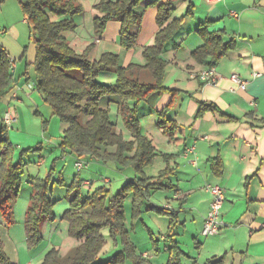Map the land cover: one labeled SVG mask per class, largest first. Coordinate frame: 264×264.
Masks as SVG:
<instances>
[{"label": "crops", "instance_id": "1", "mask_svg": "<svg viewBox=\"0 0 264 264\" xmlns=\"http://www.w3.org/2000/svg\"><path fill=\"white\" fill-rule=\"evenodd\" d=\"M5 1L0 13L6 12L7 3L10 9L14 7L13 3ZM74 1L81 6L79 0ZM153 1L156 0H142L138 7L139 12H143L140 26L131 28L137 39L146 38L149 44L138 45L137 41L134 48H121L118 54L125 50L130 53L136 46V50L143 52L156 39L160 29L157 8L148 7ZM166 1L174 3L172 20L179 19L182 23L162 55L166 63L162 80L164 91L151 95L145 107L140 105L139 120L142 134L152 140L157 150V157L149 166L157 160L160 163L159 171L150 173L151 176L144 171L145 177L156 182L166 170L168 175L161 181L166 188L150 192L139 218L132 225L134 231L148 232L150 240L143 244L147 250L141 252L142 245L141 250L140 245H133L137 254L151 264H168V234L172 231L177 235L175 243L182 253L181 264H212L221 258L224 264H264V0H162ZM189 9L191 13L187 16ZM152 19L154 25L150 30ZM3 25L6 28L0 27V36L11 34L22 49L29 37L26 18L3 22ZM203 28L209 33H224L223 42L231 44L228 55L215 63L211 60L197 63L192 57L204 45L198 33ZM73 34L68 33L66 37L69 39ZM4 45L11 51L9 44ZM1 52L10 55L0 46ZM9 59L14 90L0 103L5 101V114L8 110L11 112V122L6 126L11 141L23 149L32 138L51 139L59 133L60 147L64 127L57 125L59 120L53 117L52 110L36 90V74L33 79L32 68H27V64L33 62H28L25 56L23 60ZM129 65L143 67L146 60L143 65ZM211 67L219 77L216 85H206L193 77ZM255 74L260 76L255 77ZM232 75L245 80L247 90L238 89L230 80ZM137 76L143 84H155L146 69ZM201 106L211 109L198 115ZM142 110L150 114L142 117ZM164 111L168 133L157 125L158 115ZM150 117L153 123L147 126L145 122ZM31 118L39 119L40 124H33ZM17 135L24 139H17ZM192 147L196 149L195 154L185 158L184 153ZM28 148L26 150H31ZM62 153L69 152L62 150ZM195 158L196 166L189 163ZM137 178L139 175L134 180ZM209 186L222 188L225 199L220 211V233L204 237L202 231L212 200L207 191ZM152 196L157 197L156 206L150 207L148 201ZM158 209L171 213L181 231L175 226L171 230L170 217L157 212ZM151 225L160 233L155 235Z\"/></svg>", "mask_w": 264, "mask_h": 264}, {"label": "trees", "instance_id": "2", "mask_svg": "<svg viewBox=\"0 0 264 264\" xmlns=\"http://www.w3.org/2000/svg\"><path fill=\"white\" fill-rule=\"evenodd\" d=\"M5 0H0V6ZM24 18L32 30L36 49L33 66L36 74L35 86L46 105L64 127L61 139L63 152H69L78 159L101 163H116L123 169H132L139 178L129 181L120 192L108 202L107 192L99 190L93 196H85L82 182L78 176L68 187L71 211L65 219L70 225V234L78 243L72 256L63 257L60 251L53 250L46 255L42 264H151L149 260L137 254L126 228L125 201L133 196L132 219L137 220L146 204L150 192L163 188L161 181L168 175L166 170L156 182L147 179L144 169L157 157L152 140L141 132L140 105L155 94L164 91L162 80L166 63L162 55L166 44L179 30L182 20L173 19L174 3L156 0L148 7L157 8V23L160 27L156 44L144 51L146 65L119 66L118 57L105 54L101 60L91 61L88 48L84 54H78L66 37L78 27L76 18L82 15V9L74 0H17ZM185 1V0H183ZM142 0H101L96 9L102 14L97 18L96 31L102 34L107 23L117 20L121 23L122 46L132 49L136 45L137 35L131 28L139 27L143 12L138 7ZM188 10L187 16L190 15ZM172 20V21H171ZM211 23H208L210 25ZM198 33L204 45L192 54L197 63L219 61L231 51V44L223 42L224 33H209L206 28ZM23 60V59H22ZM210 63V64H211ZM12 65L5 52L0 53V102L14 90ZM146 69L155 80V84L140 82L138 72ZM113 72L116 82L113 85L102 84L100 75ZM28 76V73H27ZM29 77V76H28ZM105 103V106H102ZM115 105L122 117L126 135L116 131V125L110 120L111 106ZM201 106L198 115L210 110ZM165 111L158 115V127L168 133ZM42 149L38 147L35 150ZM30 150H24L20 162L14 164L13 149L9 142L8 130L3 120L0 128V211L10 215L11 208L21 183L23 159ZM54 170V169H53ZM34 193L26 220V235L31 246L42 240L41 227L45 222L53 221V203L49 199L50 183L39 178L33 183ZM166 188V187H164ZM157 212L170 217L171 230L177 222L171 213L158 209ZM110 228L114 238H120L124 250L106 262L96 263V258L104 245L101 230ZM177 235L168 234L170 260L168 264H181V251L175 243ZM0 261L2 248L0 245ZM212 264H224V258Z\"/></svg>", "mask_w": 264, "mask_h": 264}, {"label": "rangeland", "instance_id": "3", "mask_svg": "<svg viewBox=\"0 0 264 264\" xmlns=\"http://www.w3.org/2000/svg\"><path fill=\"white\" fill-rule=\"evenodd\" d=\"M7 1L13 3L14 7L12 6L10 9L7 3V6H5L6 12L0 13V27L3 28L2 30L6 28V26L3 25V22H14L15 20L19 19L24 20V14L18 1ZM79 1L81 2L80 7L82 9V15L76 18L78 27L76 32H74L75 34L69 37L70 44L76 53L81 55L84 54L88 48H91L89 58L92 61L101 60L105 54H113L118 57L119 66L127 67L130 63L140 65L145 64V60L143 59L144 51L141 52L142 49L140 47L139 48L141 50H136V46V49L130 53H128L127 50H125L123 54L117 53L119 49L124 48L122 46L120 34V22L117 20L109 21L102 34L97 33L95 20L102 17V14L96 9V5L100 3V0ZM151 21L152 23L149 24L150 30L154 25L153 19ZM147 24L148 21L145 25L147 26ZM5 30L7 32V29ZM26 31H28L29 37L27 39L26 45H24L22 49H20L18 46L17 41L11 37V34L6 36L3 34V36H0V46L8 51L10 55L7 56L9 58L13 60H21L22 57L25 56L28 62L34 63L36 59V49L32 36V30L29 26H26ZM137 41L139 42L138 45L149 44V41L146 38L140 40L138 37ZM1 42H3V44ZM5 43L11 46V51L7 49V47L4 45ZM155 44L156 40H153L150 47L154 46ZM31 68V77L35 79L33 66ZM99 81L102 84L113 85L116 82V76L113 72H107L100 75ZM144 103L141 104L143 105L142 107H145ZM102 106H105V103H102ZM5 107V101L0 103V128L1 121L3 120L5 114ZM148 112L147 110H142V113L144 114L142 117L148 116L150 114ZM31 120L32 118L30 119V122L33 124H40L41 122L37 118L36 121ZM110 120L116 125V131L118 133H123L126 135V128L123 124L122 117L119 115L115 105L111 106ZM142 121H144V119H142ZM145 123L147 126H151L153 123L152 117L148 118ZM57 125L60 126L61 124L58 122ZM59 137L60 136L58 133L56 137H51L52 140L45 138H32V142H26V144H28L27 146L31 148V152L27 153L23 159L24 166L21 167V183L17 191V195L14 198L10 215H8L7 212L5 213L0 211V245L2 248L3 258V261H0V264H42L46 258V255L55 249H59L60 254L63 257H69L74 254L78 243L74 238H72L70 234V225L66 221L65 217L71 211L68 187L72 184V180L77 175L79 180H84L90 183V187L83 185L81 187V191L85 196H93L99 190H103L107 192L108 202L118 192H120L129 181L134 180L137 175L134 170L123 169L116 163L104 164L86 159L81 160L85 161L88 165L87 167L89 168L90 166V168H86L87 170L82 171V173H78L77 169L75 168V163L78 158L75 155H71L70 153L67 155L62 153V150L59 147ZM8 138L9 142L12 143L11 146L13 149V154L15 153L14 164H17L20 162L21 153L29 148H17V144L13 143L10 139L9 131ZM16 138L24 139V136L17 135ZM40 143L41 145H39ZM41 146L43 147L42 149L35 150ZM147 168L144 169L145 174L151 176L150 173L160 170V163L157 160ZM48 177L50 183L49 199L53 203L52 212L55 218L53 221H48L46 227L45 223L42 225L41 242L35 246H31L28 243L26 235V220L29 208L31 206V197L34 193L33 183L39 178L47 179ZM156 195H158V193ZM156 199L157 197L154 198L152 196L151 200L148 201V206H156ZM132 205L133 196L129 195L124 206L127 220L126 225L127 229L130 230L129 238L131 242L136 244V246L140 245L139 248L141 250L143 244L149 241L150 237L148 232L139 230L134 231L132 229L134 222V220H132ZM179 225H175V227L181 231ZM151 226L155 235L160 233L158 228H156L154 225ZM170 233H172V231H170ZM101 234L104 239V245L97 255L96 263L106 262L124 250L121 239L114 238L111 235L110 228H103L101 230ZM143 247L144 249L141 252L147 250L145 246Z\"/></svg>", "mask_w": 264, "mask_h": 264}, {"label": "built area", "instance_id": "4", "mask_svg": "<svg viewBox=\"0 0 264 264\" xmlns=\"http://www.w3.org/2000/svg\"><path fill=\"white\" fill-rule=\"evenodd\" d=\"M27 21V19H26ZM259 74H255V77H259ZM193 77L199 79L201 82L205 83L206 85H216L219 77L215 73V69L211 67L210 69L206 71H202L198 74L193 75ZM230 80L238 87V89L245 91L247 90L248 83L240 78L237 75H232ZM11 112L8 110V112L4 115L3 122L7 126L11 122ZM196 149L192 147L191 149H188L184 153V157L188 158L189 154H195ZM189 163L191 165L196 166L197 165V159H190ZM87 163L81 159H77L75 163V168L77 169L78 173H81L84 169L87 168ZM83 186L90 187V183L87 181H84L82 183ZM207 191L211 194L212 200L209 207L208 215L205 219L202 235L204 237H210L218 235L222 229V225L220 222V211L223 206V202L225 199V193L224 190L218 186L208 187Z\"/></svg>", "mask_w": 264, "mask_h": 264}]
</instances>
